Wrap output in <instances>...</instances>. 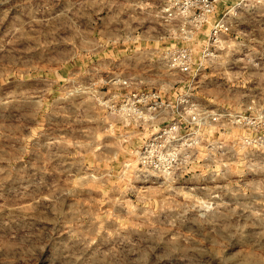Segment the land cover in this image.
I'll return each instance as SVG.
<instances>
[{"label":"clouds","instance_id":"obj_1","mask_svg":"<svg viewBox=\"0 0 264 264\" xmlns=\"http://www.w3.org/2000/svg\"><path fill=\"white\" fill-rule=\"evenodd\" d=\"M164 3L166 7L154 11L153 5L147 0H25L24 11L15 17L9 29L0 35V79H3L6 73L27 68L32 57L53 41L59 44L60 48L46 53L48 55L52 52H63L65 55L62 59L65 61L82 58L81 53L92 55V48H87L82 43L77 48V44L84 37L86 30L95 23L94 17L105 11V22L123 25L125 36H130L135 31L133 24L143 25L146 21L158 23L160 19L165 20L164 28L173 36L177 30L183 32L184 26L188 24L199 27L207 22V35L228 34L233 31L238 37L252 40L255 45L236 61L237 64L243 65L241 71L229 72L225 69L224 75L230 83L243 81L248 84L256 81V86L261 89L255 98L249 96L254 119L242 114L236 119L234 114H229L232 116V123L251 125L252 131L264 128V116L259 115L264 112V0H211V3L209 0H164ZM221 5L224 18L215 22L212 18ZM173 8L176 9L175 13L172 12ZM196 8L201 10L200 16H195L192 11ZM190 16L193 17L192 20L188 19ZM174 20H178L179 24L173 25ZM245 25L252 31L244 29L242 26ZM216 38L219 40L220 36L216 35ZM68 45L70 47H67ZM100 47L99 42L94 45V48ZM217 47H226L229 50L224 56L214 59L212 66L219 70L228 63V56L233 50L239 51L248 45L243 41L237 43L229 39L226 44H218ZM168 51L171 54L174 50ZM193 63L195 60L191 55L184 60V53H181L166 65L167 74L173 78L177 77L178 73L173 72V69L177 68L181 73H194ZM205 65L206 61L201 57L199 67ZM106 69L107 65L101 63L88 71V79L75 80L73 77L74 83L80 87L76 88L75 92H66L61 99L71 104L78 98L77 93L87 91L89 94L84 103L88 108L76 113L77 123L88 121L91 125L101 121L110 124L112 128L117 123L122 124L123 128L131 125L133 131L122 135L129 139L138 135L142 137L135 128H154L158 123L156 116L159 115L156 108H147L145 114V111L134 107L132 99L114 95L105 100L104 96L107 94L98 93L97 88L105 83L127 88H138L144 83L155 86L156 81L138 76L121 79L118 75L105 81L101 73ZM137 80L139 83H136ZM15 87L17 96L14 99L19 103L26 102L20 93L25 87L24 82L17 80ZM186 87L187 91L180 88L170 96L172 103L160 106L168 113L166 119H174L179 115L181 122L190 123L193 127L199 124L198 117L201 116H211L217 122L222 120L215 112H204L200 103L193 98L194 87L191 84ZM165 90L172 92L170 85L161 89ZM121 99L126 102L118 110L116 101ZM155 99L156 96L149 95L141 97L137 102L147 105ZM240 99L241 97L237 96V102ZM9 106V98L0 95V109L7 110ZM177 106H182L181 111H175ZM97 107L107 115L95 116L93 110ZM218 126L231 127V124L218 123ZM211 129L212 126L205 119L201 131L195 133L201 140L195 141L194 137L185 139L179 136L178 126L172 125V130L177 133L172 139L182 140L183 143L175 151L166 152L160 157L162 163L156 165L160 169L159 175H163V183L157 190L160 197L157 209L146 207L140 209L139 213L137 210L130 212V215L136 216L143 224L144 230L140 232L116 228L111 232L105 229L103 235L98 234L94 222L93 225H87L81 221L82 214L77 212L75 205L67 208L65 202L76 196L75 189L69 186L71 181L69 185L53 184L49 187L45 176L40 175L42 172L50 175L46 168H41L32 161L21 167L12 166V162L18 160L27 150L25 145L13 146L10 152L0 148V264H40L45 254H48V264H264V163L254 166L251 160H244L238 165H246L248 174L253 175V180L245 181L244 187L239 184L233 186L232 165L223 161L205 170L211 171V176L201 173L184 181V185L205 180L223 181V195L219 197L218 203L214 196L215 189L201 197L195 194V188H188L186 194L185 187L179 185L180 175L188 171L194 172L198 159H214L215 149L226 147L224 143L209 138L207 133ZM15 131L14 128L5 127L0 123V143L9 140ZM205 139L211 148H201V141ZM241 143L244 145L240 149L241 156L245 152L255 150L262 154L258 159L264 160V136L257 139L248 135ZM71 147L86 149L94 154L99 145L96 138L84 142L61 136L49 139L46 144L38 142L33 145L32 150L38 156L41 148H47V158L51 160L54 158L53 148L66 150ZM198 148H201V155L196 157L194 150ZM189 149L193 152L189 153ZM159 151L160 149H157V152ZM228 151H231V148ZM181 154L183 156L177 162ZM165 157L168 159L163 162ZM144 162L152 163L150 157H145ZM142 171H147V168ZM13 174L15 180L8 186L6 197L5 181L11 180ZM135 178L145 182L152 180V177H142L139 174ZM98 179L102 180L103 177H91L93 182ZM121 179L129 180L127 176ZM42 187H49L48 195L37 198ZM182 196L185 197L183 200L180 199ZM41 207L50 219L49 223L43 225L34 219L41 215ZM190 211L197 212V215L190 219ZM57 234H60L59 237Z\"/></svg>","mask_w":264,"mask_h":264},{"label":"rangeland","instance_id":"obj_2","mask_svg":"<svg viewBox=\"0 0 264 264\" xmlns=\"http://www.w3.org/2000/svg\"><path fill=\"white\" fill-rule=\"evenodd\" d=\"M147 2L153 5L154 11H160L162 7H166L164 0H147ZM25 6V0H0V35L9 29L13 19L21 15ZM175 11L176 9L173 8L172 12L175 13ZM164 15L167 16V13ZM222 15L224 12L221 5L212 19L215 21ZM106 16V11L95 16V23L86 30L84 37L77 44V48L80 47L81 43L87 48H92V55L81 53L82 58L68 61L62 59L65 55L63 52H52L48 55L46 53L60 48V45L53 41L47 44L39 54L32 57L27 68H23L19 72L6 73L5 77L0 79V95L8 97L10 105L7 110L0 109V123L16 130L9 140L0 143V148H3L5 152H10L13 146L19 147L23 144L27 149L18 160L12 162V166L21 167L32 161L33 164L46 168L50 175L43 172L40 175L45 176L46 184L49 187L53 184L69 185V181H71L69 186L75 189L76 196L74 199L70 198L69 201L65 202L67 208L70 209L75 205L77 212L82 214L80 216L81 221L86 222L87 225H93L94 222V226L100 235L104 234L105 229L109 232L116 228L122 231L140 232L144 230L143 224L138 221L136 216L130 215V212L137 210L139 213L140 209L146 207H151L153 210L157 209L160 203L157 190L163 183V175H159L160 169L152 164L142 165L139 154L143 149L142 147L151 140L159 127L170 120L165 118L168 113L163 108L156 116L158 123L154 128L136 127L135 131L142 134V137L138 135L129 139L122 133L133 131L131 125L123 128L122 124L117 123L112 128L110 124L101 121L91 125L88 121L76 122V113L88 108V105L84 103L89 94L87 91L77 93L78 98L71 104L61 99L66 92H75L76 88L80 87L79 84L74 83L73 77L75 80H86L88 79V71L94 65L105 63L107 69L101 73L105 81L113 78L114 75L120 76L121 79L138 76L145 80L156 81L155 86L144 83L140 84L138 88L105 83L97 88L98 93L107 94L104 96L105 100L111 99L114 95L123 98L126 92L133 89H151L158 91L170 104L173 102L170 96L176 90L184 88L187 91L186 85L191 84L194 87L193 98L200 103L203 111L215 112L222 117V120L217 122L211 116H201L199 124H196L195 127L191 124L183 131L185 139L194 137L195 141H200L201 138L195 133L201 131V125L207 119L208 124L212 126V129L207 133L209 138L226 145L225 148L215 149L214 159L207 157L198 159L194 172L188 171L180 175L179 185L185 187L186 194L188 188H195V194L204 197L208 191L215 189L214 196L218 203L219 197L223 195L221 191L224 187L223 181L205 180L188 185H184V181L189 180L193 175L199 176L201 173L211 176L212 172L205 170L210 166H215L219 161L232 165L231 182L233 186L239 184L240 187H244L245 181H252L253 175L248 174L246 165L244 167L238 165L244 160H251L256 166L264 163V160L258 159L262 154L255 150L245 152L241 156L240 149L244 147L241 141L248 135L257 139L264 136V128L252 131L251 125L241 126L232 123V116L229 114L235 116L242 114L254 119L250 110L251 100L249 96L255 98L261 89L256 86V81L248 84L243 81L230 83L224 75L225 69L229 72H238L243 69V65L237 64L236 61L241 59L250 47L255 46L252 40L246 37H238L233 31L224 36V42L220 45L226 44L231 39L237 43L243 41L248 47L239 51L233 50L228 56V63L224 65V68L217 70L212 66L214 59L224 56L229 50L226 47L209 45L207 52H203L206 47V33L209 28L207 22L201 24L200 29L193 33L189 40L185 41L166 31L164 28L166 21L163 19H160L158 23L146 21L143 25L133 24L135 31L130 36H125L123 25L106 23ZM188 19L192 20L193 17L190 16ZM172 24L177 25L179 21L174 20ZM242 27L252 31L246 25ZM97 42L101 45L98 49L94 48ZM183 42L193 46L192 53L195 55V63H193L192 69L194 73L185 74L181 73L179 69H173V72L178 73V76L173 78L167 74L166 65L161 62L163 50L166 46L182 45ZM201 57L206 61V65L202 68L199 67ZM17 80L23 81L25 84V87L20 90L21 95L26 99L24 103H19L14 99L17 96L15 87ZM136 83H139V80ZM169 85L172 89L171 93L167 90L161 91L162 88ZM237 96L241 97L239 102H237ZM120 101H116V104ZM175 111L177 110L175 109ZM93 114L97 117L107 115L98 107L93 110ZM259 115L264 116V112ZM218 123L231 124V127H219ZM61 136L72 140H83L84 142L96 138V143L99 145L98 151L93 154L89 150L77 147L66 150L53 148L54 158L51 160L47 158L49 155L47 148H41L38 156L33 153V145L38 142L46 144L49 139ZM165 142H167L166 145ZM182 143V140L173 141L162 138L157 140L151 147L148 146L151 160L155 161L157 165L161 164L160 157L164 156L166 152L175 151ZM162 145L165 146L161 147ZM204 147H212L207 139L201 141V148ZM201 148L194 150L196 157L201 155ZM229 148L231 151H228ZM157 149L160 151L157 152ZM188 152L192 153L193 150L189 149ZM182 156L183 154L177 158V162ZM167 159L168 157H165L163 162H166ZM145 168L147 171H142ZM138 174L142 177H152V180L137 181L135 177ZM93 175L102 176L103 179L93 182L91 180ZM123 176H127L129 180H122L121 177ZM81 177H88V179H81ZM14 180L15 174L11 180L5 181L4 192L6 197L8 195L7 188ZM49 187H42L37 198L47 196ZM173 187H177V185H173ZM154 197L155 199H153ZM184 198L183 196L180 197L181 200ZM40 211L41 215L34 218L36 222L42 225L49 223L50 219L44 212V208L41 207ZM196 215L197 212L195 211L188 213L190 219ZM59 235L57 234V237ZM40 264H48V254L42 256Z\"/></svg>","mask_w":264,"mask_h":264},{"label":"built area","instance_id":"obj_3","mask_svg":"<svg viewBox=\"0 0 264 264\" xmlns=\"http://www.w3.org/2000/svg\"><path fill=\"white\" fill-rule=\"evenodd\" d=\"M209 3H211V0H209ZM192 11L194 12V14L196 13L195 16L201 15V10L199 8L193 9ZM223 18H224V15H222L218 19H216L215 22H219ZM200 27H201V25L199 27L194 26V25H186V26H184L183 32H180L178 30L177 33L175 34V36L182 38L185 41L189 40L192 37L193 33H195L197 30H199ZM213 31H215V30H213ZM216 35L220 36L219 40H217ZM226 35H228V34L218 33V34L211 35V36L206 35V47L204 48L203 52L204 53H205V51L207 52L209 45H211L212 47H215L218 44H222L224 42V36H226ZM169 49H173L174 51L171 54H169V51H168ZM192 50H193V46L192 47L189 46V44H186V42H183L182 45H173L171 47L166 46L165 49L163 50V56L161 58V62H163L164 65H167L169 62H173L174 57L179 56L181 53H184V60H187L189 58V55H191L192 58L195 60V55L192 53ZM149 95L156 96V99L149 101L147 105L137 102L140 100L141 97L149 96ZM125 97L132 99L134 107L141 110V111H145V113H146L147 108L155 107L156 113L158 114L159 111L163 109V107H160L161 105H168L169 104V102H166V100L161 96V94L158 91H156V90L153 91L151 89H148V90L147 89L146 90H144V89H133V90L126 92L124 94L123 98H125ZM125 102L126 101L121 99V101L118 104H116L117 109L119 110L121 105ZM175 109L179 112L181 109V106H177ZM239 117H240V115L236 116V119H239ZM198 119H200V117H198ZM172 125L178 126V128L180 130L179 136L183 137V131L185 130V128L189 127V125H191V124L187 123V122H181L179 115H177L174 119H170L166 123H163L159 127V129L156 131V133L153 135L151 140L142 147L143 149L141 150V153L139 154L140 162L142 165L147 166V164L144 162V158L150 157L148 146L151 147L157 140H159L161 138L177 141L175 139H172V137L177 135V133L172 130ZM151 161H152L151 164L156 167L157 163L153 160H151ZM160 162H162V161H160ZM151 164H148V165H151Z\"/></svg>","mask_w":264,"mask_h":264}]
</instances>
